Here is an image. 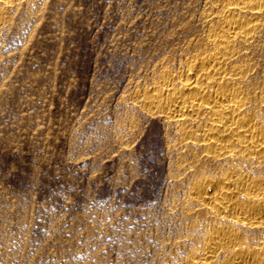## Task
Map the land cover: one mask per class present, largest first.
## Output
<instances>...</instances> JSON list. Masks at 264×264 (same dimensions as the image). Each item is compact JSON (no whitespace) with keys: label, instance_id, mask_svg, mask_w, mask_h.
Returning a JSON list of instances; mask_svg holds the SVG:
<instances>
[{"label":"rangeland","instance_id":"374dc122","mask_svg":"<svg viewBox=\"0 0 264 264\" xmlns=\"http://www.w3.org/2000/svg\"><path fill=\"white\" fill-rule=\"evenodd\" d=\"M225 1L10 5L0 27V264L199 259L207 227L219 221L191 193L229 164L201 147L205 117L185 124L139 95L166 70L185 69L221 23ZM258 23L239 61L264 122V9ZM258 165L241 167L264 181ZM260 227L246 239L264 255Z\"/></svg>","mask_w":264,"mask_h":264},{"label":"bare ground","instance_id":"6f19581e","mask_svg":"<svg viewBox=\"0 0 264 264\" xmlns=\"http://www.w3.org/2000/svg\"><path fill=\"white\" fill-rule=\"evenodd\" d=\"M15 1L0 0V27ZM263 9L264 0H226L221 23L209 28L205 46L188 60L185 69L177 74L166 70L161 84L139 95L150 109L163 111L175 120L185 123L205 117L198 139L201 147L213 158L229 164L218 177L199 180L190 192L196 203L200 201L219 222L210 223L202 255L199 252V259H189L187 264H214L218 253L227 250L231 256L220 264H264V255L250 249L246 239L249 228H264V181L249 177L241 167L246 162L264 164V122L250 107L258 99L250 95L245 79L248 68L239 61H244V48L255 37ZM227 221L236 226L225 228L222 223ZM259 244L263 249L264 239Z\"/></svg>","mask_w":264,"mask_h":264}]
</instances>
